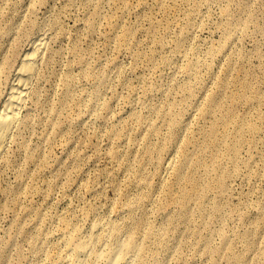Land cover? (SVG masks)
Masks as SVG:
<instances>
[{"label": "rangeland", "instance_id": "rangeland-1", "mask_svg": "<svg viewBox=\"0 0 264 264\" xmlns=\"http://www.w3.org/2000/svg\"><path fill=\"white\" fill-rule=\"evenodd\" d=\"M41 35L0 264H66L70 227L103 224L148 264H264V0H0V112Z\"/></svg>", "mask_w": 264, "mask_h": 264}, {"label": "bare ground", "instance_id": "bare-ground-1", "mask_svg": "<svg viewBox=\"0 0 264 264\" xmlns=\"http://www.w3.org/2000/svg\"><path fill=\"white\" fill-rule=\"evenodd\" d=\"M47 38L43 35L32 41L22 56L16 70L10 92L2 103L0 112V154L16 127L20 112L26 101L31 85L37 77L39 67L46 60ZM215 103V100H212ZM174 167H172L173 169ZM170 169V170H172ZM176 178L181 181L178 169ZM185 180L188 177H184ZM129 211L134 203L126 202ZM125 224L94 225L85 237L82 232L70 227L68 237L63 243L66 264H148L146 247L141 243L142 238L130 235L126 240L122 237L121 227Z\"/></svg>", "mask_w": 264, "mask_h": 264}]
</instances>
